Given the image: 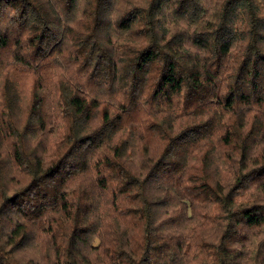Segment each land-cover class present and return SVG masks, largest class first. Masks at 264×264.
<instances>
[{
    "label": "trees",
    "instance_id": "obj_1",
    "mask_svg": "<svg viewBox=\"0 0 264 264\" xmlns=\"http://www.w3.org/2000/svg\"><path fill=\"white\" fill-rule=\"evenodd\" d=\"M116 1L0 0V264H264V0Z\"/></svg>",
    "mask_w": 264,
    "mask_h": 264
},
{
    "label": "rangeland",
    "instance_id": "obj_2",
    "mask_svg": "<svg viewBox=\"0 0 264 264\" xmlns=\"http://www.w3.org/2000/svg\"><path fill=\"white\" fill-rule=\"evenodd\" d=\"M142 2H143V0H142ZM120 6H125V4L123 5L122 3H120L119 0L116 1L115 2V5H114V10H113L112 18L116 17L119 14V11L118 10H120V8H121Z\"/></svg>",
    "mask_w": 264,
    "mask_h": 264
}]
</instances>
